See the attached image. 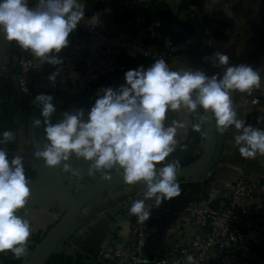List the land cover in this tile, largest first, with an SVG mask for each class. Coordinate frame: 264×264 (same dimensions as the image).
Returning a JSON list of instances; mask_svg holds the SVG:
<instances>
[{"label":"clouds","instance_id":"clouds-1","mask_svg":"<svg viewBox=\"0 0 264 264\" xmlns=\"http://www.w3.org/2000/svg\"><path fill=\"white\" fill-rule=\"evenodd\" d=\"M84 18L83 0H0V35L54 67L63 64L58 54L69 46L70 34ZM205 60L223 73L208 75L189 65L172 70L163 57L148 67L129 69L124 84L97 93L86 118V110L81 108L64 112L53 123L58 112L53 95H36L32 103L39 107L40 116L32 125L43 129L46 143L32 152V159L48 167L62 165V172L79 177L80 170L69 163L74 155L88 162V175L99 173L109 181L112 170H117L126 185L144 184L143 198L134 200L129 208L130 215L144 223L153 209L181 196L179 162L166 160L176 151L183 131L189 126L198 132L205 127L206 113L215 120L219 134L236 130L234 146L241 157L264 156V127L239 118L232 99L235 92L250 95L260 89L264 85L260 71L248 64L232 65L229 56L220 51ZM60 71L57 67L47 77L53 85ZM173 112L178 116L182 112L184 119L168 123ZM262 123L264 116L257 117V124ZM14 138L11 130L0 132V253L11 252L21 259L28 254L33 226L17 215L30 202V190L23 156L10 158L3 147ZM186 261L196 264L190 254Z\"/></svg>","mask_w":264,"mask_h":264},{"label":"built area","instance_id":"built-area-1","mask_svg":"<svg viewBox=\"0 0 264 264\" xmlns=\"http://www.w3.org/2000/svg\"><path fill=\"white\" fill-rule=\"evenodd\" d=\"M83 2L85 5V0ZM148 5L149 0H112L111 5L97 11V18L87 14L85 5V18L70 34L69 46L58 54L63 64L55 67L20 49L15 42H9L1 76L11 77L20 96L27 98L31 109L27 123L20 121L19 114L16 117L18 128L11 130L15 136L12 141L15 148L8 151L10 158L21 155L19 149L32 133V121L40 116L39 107L32 103L36 95L52 93L62 96L58 101V112L53 117L62 112H71L74 105L84 104L83 109H86L110 81L132 69L126 62L127 57H142L149 62L146 66L161 57L168 64L195 63L206 74L213 75L211 65L204 60L209 52L208 46L195 41L191 35L185 34L182 39L168 36L162 43L146 41L147 26L142 12ZM180 33H183V29ZM196 53L201 54L199 61L193 58ZM57 67L61 71L53 85L47 77ZM242 97V104L250 122L248 124L264 127V123L257 124V117L264 116V96L254 89L250 95L242 93ZM4 101L8 100L0 98V103ZM42 166L34 170L35 176L25 169L29 182L37 177ZM260 167L253 177H236L231 186L218 195L201 192L194 202L171 211L170 214L176 218L180 214L188 213L194 231L189 241L174 239L169 245L156 246L157 248L150 244L157 233L152 217L156 209H153L150 219L144 223L138 222L129 213L131 203L144 196L145 185L139 184L117 203V213L129 217L130 232L127 238H120V222L116 216V222L110 228L106 242L92 255L82 256L80 262L187 264L186 256L190 254L195 258L196 264H258L256 257L264 243V172H261L264 167ZM56 173L57 180L62 178L72 182L74 186L79 177L80 182L86 180L82 176H72L59 169ZM180 180L178 179L179 182L184 181ZM146 203L151 204V201ZM66 206L58 205V218ZM176 231L179 229L176 228ZM29 242L34 247L31 250L28 247V254L23 257L22 264L27 262L37 244L31 238ZM62 245L70 251L67 244ZM56 253L66 254L62 249H56L54 254Z\"/></svg>","mask_w":264,"mask_h":264},{"label":"crops","instance_id":"crops-1","mask_svg":"<svg viewBox=\"0 0 264 264\" xmlns=\"http://www.w3.org/2000/svg\"><path fill=\"white\" fill-rule=\"evenodd\" d=\"M165 1L173 11H177L181 4V0ZM187 14L188 12H183L181 18L186 19ZM192 14L197 17L199 25L191 37L208 46L207 57L212 56L214 51L226 53L230 64L251 65L260 71L262 81H264V0H206L194 7ZM93 16L97 18V12ZM171 29L180 32L182 27L172 25ZM208 62L212 66V63ZM211 72L222 74L223 69L212 66ZM257 90L264 96V85ZM232 99L238 117L244 119L246 124L250 123L242 104V93H233ZM83 105H74L71 111L84 108ZM63 113L53 117L52 122L56 123L60 120ZM172 119H184V114L181 112L178 116L177 113H169L168 123H171ZM193 122L199 123L198 120ZM31 132L28 141L21 144L19 152L26 166L32 170H38L43 162L32 159V152L37 148L43 149L46 143L45 134L42 128H36L33 125ZM235 134L234 128H230L223 135L217 132L216 152L208 167L197 177L178 181L181 185V196L162 203L160 208L153 211L152 217L157 233L150 242L151 246H165L174 239L189 241L194 231L191 216L183 213L176 218L170 214L171 211L194 202L201 192L218 195L222 190L228 189L236 177L240 175L253 177L261 169L260 166L264 167V156L258 155L255 159L241 157L237 147L234 146ZM24 136L27 138V135ZM178 139L179 144L176 151L170 154L166 162H179L180 167L192 165L203 152L206 125L199 132L189 126L178 136ZM69 163L80 170V176L89 178L88 180L93 181L100 175L99 173L88 175V162L77 159L74 155ZM59 170L62 171V165ZM56 174L48 185L31 192L30 202L26 208L17 212L32 223L33 232L30 238L35 243L40 241L37 238L41 239L58 219V205H67L73 193L76 192L75 188L68 187V181L61 178L57 182ZM134 188L126 184L113 185L92 197L80 210L67 234L61 240V244H67L70 247L69 253H80L82 256L92 255L106 242L107 234L116 222V216L120 222L119 236L125 240L130 232L129 217L117 213V203ZM176 228L179 231H176ZM27 244L30 250L33 249L34 244H30L29 241ZM256 261L258 264H264V243L258 251Z\"/></svg>","mask_w":264,"mask_h":264},{"label":"trees","instance_id":"trees-1","mask_svg":"<svg viewBox=\"0 0 264 264\" xmlns=\"http://www.w3.org/2000/svg\"><path fill=\"white\" fill-rule=\"evenodd\" d=\"M205 1L206 0H181L178 10L173 11L171 6L165 0H149L148 7L142 12L147 26L146 41L152 43H162L168 36L175 39H182L185 34L187 36L194 34L199 23L197 17L192 14L193 8L201 5ZM111 4L112 0H85L86 12L88 15H93L97 11L103 9L106 5ZM183 12H188L186 19L181 18ZM172 25L182 27L183 33L181 34L180 32L172 30ZM193 58L196 61H199L201 54L196 53L193 55ZM126 62L132 69L137 68V66L140 65H149V62L142 57H127ZM46 94L53 95L54 102L58 107V101L62 98V96L54 95L52 93ZM0 98L8 100L0 103V107L2 108V113L0 114V132L5 130H16L18 125L15 123V120L18 114L21 122H28V118L31 115L28 100L24 96H20L11 77L9 76H1ZM11 98L13 99L11 100ZM38 115H40V110H38ZM3 147H6L7 151H13L15 144L14 142H10ZM25 169L33 176L36 175V172L29 166H25ZM37 240L39 241L40 238H37ZM81 257L82 255L80 253L76 254V258L64 253H56L52 255L45 264H83L80 262ZM22 261L23 258L17 259L11 252L0 253V264H22ZM99 264L108 263L102 262Z\"/></svg>","mask_w":264,"mask_h":264},{"label":"water","instance_id":"water-1","mask_svg":"<svg viewBox=\"0 0 264 264\" xmlns=\"http://www.w3.org/2000/svg\"><path fill=\"white\" fill-rule=\"evenodd\" d=\"M8 44L9 42H7L2 35H0V79L1 68L8 50ZM185 65L192 66L194 69L203 70L200 65L195 63L169 64V67L172 70H176L177 68L184 67ZM124 83V74H122L110 81V83L105 88L111 87L113 89H116ZM96 98L97 96L95 97V99ZM95 99L85 109V118L87 117V110H90L91 106L94 104ZM206 115H208V122L206 123V140L203 152L192 165L180 167V170L177 173L178 179H192L199 176L213 160L217 148V131L215 120L212 118L211 114L206 113ZM59 168L60 166L48 167L43 164L42 169L38 173L37 177L34 180L30 181L27 185L29 187L30 193L48 185ZM113 185H125L121 173L117 170H112L111 180L105 181L101 175H98L97 178L94 179L89 184V186H87V188H85L82 192L76 194L75 196L73 195L67 203L65 211L41 237L40 241L36 244L35 249L33 250L31 256L25 264H45L48 259L54 254L56 249H62L65 251L66 255L76 258L75 253H69V251L61 244V240L68 232L70 226L73 224L83 206L92 197H94L107 187ZM68 187L70 189H74L73 183L68 182ZM17 215L19 214L17 213Z\"/></svg>","mask_w":264,"mask_h":264},{"label":"rangeland","instance_id":"rangeland-1","mask_svg":"<svg viewBox=\"0 0 264 264\" xmlns=\"http://www.w3.org/2000/svg\"><path fill=\"white\" fill-rule=\"evenodd\" d=\"M89 178H87L85 181L80 182L81 178L79 177V179H77L74 188L76 189V194L82 192L85 188H87V186H89V184L92 182L91 180H88ZM60 179L57 180V182H59ZM73 193V195L75 196L76 194ZM48 200V199H47Z\"/></svg>","mask_w":264,"mask_h":264}]
</instances>
